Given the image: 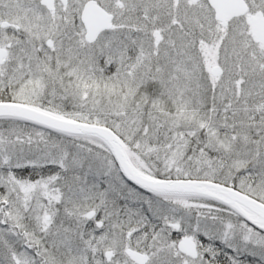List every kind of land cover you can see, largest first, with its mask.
<instances>
[{"label": "snow or ice", "instance_id": "1", "mask_svg": "<svg viewBox=\"0 0 264 264\" xmlns=\"http://www.w3.org/2000/svg\"><path fill=\"white\" fill-rule=\"evenodd\" d=\"M0 264H264V0H0Z\"/></svg>", "mask_w": 264, "mask_h": 264}]
</instances>
